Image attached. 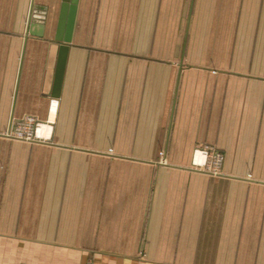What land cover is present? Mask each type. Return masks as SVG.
Instances as JSON below:
<instances>
[{"label": "crops", "instance_id": "0c3cea01", "mask_svg": "<svg viewBox=\"0 0 264 264\" xmlns=\"http://www.w3.org/2000/svg\"><path fill=\"white\" fill-rule=\"evenodd\" d=\"M0 264H264V0H0Z\"/></svg>", "mask_w": 264, "mask_h": 264}, {"label": "rangeland", "instance_id": "374dc122", "mask_svg": "<svg viewBox=\"0 0 264 264\" xmlns=\"http://www.w3.org/2000/svg\"><path fill=\"white\" fill-rule=\"evenodd\" d=\"M39 125H33L32 130H27L29 131L28 135L29 137L22 135L21 138L28 140V141H46L45 138H47L45 135L42 134H38V129H40V122H38ZM208 148V154H204L202 153L201 157L202 160L201 161H195L193 162L194 167L197 169L196 171H200L201 174H204L205 177H210L211 179H218L219 177L222 179H228V180H235L238 177H243V178H247V179H253V178H258L260 177L258 174L260 171H253V172H240V171H236V172H227L224 171L222 169V163L224 161V156L221 155L220 153V160L218 161V157L217 155H219L214 148L211 147H206ZM157 162L158 165L161 166H167L168 164L164 161V160H158L155 161ZM156 165V164H155ZM256 173V174H255Z\"/></svg>", "mask_w": 264, "mask_h": 264}, {"label": "built area", "instance_id": "2783aa9c", "mask_svg": "<svg viewBox=\"0 0 264 264\" xmlns=\"http://www.w3.org/2000/svg\"><path fill=\"white\" fill-rule=\"evenodd\" d=\"M21 124H19L15 130V135H17L19 138H21L22 135H25L27 137H29V131L32 130V126L35 124L36 126L39 125L38 121L31 118V119H27L25 121L20 122ZM29 130V131H27ZM204 154H208V148L204 149ZM218 157V161L220 160V154L217 155Z\"/></svg>", "mask_w": 264, "mask_h": 264}, {"label": "water", "instance_id": "95a60500", "mask_svg": "<svg viewBox=\"0 0 264 264\" xmlns=\"http://www.w3.org/2000/svg\"><path fill=\"white\" fill-rule=\"evenodd\" d=\"M65 40H67V39H65ZM63 50H65V47H63ZM64 51H63V53L61 54V57H60V59H59V61H58V69H57V73H56V82L58 83L59 82V80H60V78H61V75H62V71H63V62H64Z\"/></svg>", "mask_w": 264, "mask_h": 264}, {"label": "bare ground", "instance_id": "6f19581e", "mask_svg": "<svg viewBox=\"0 0 264 264\" xmlns=\"http://www.w3.org/2000/svg\"><path fill=\"white\" fill-rule=\"evenodd\" d=\"M42 133V129H38V134L40 135ZM197 160L199 161V158H197Z\"/></svg>", "mask_w": 264, "mask_h": 264}]
</instances>
